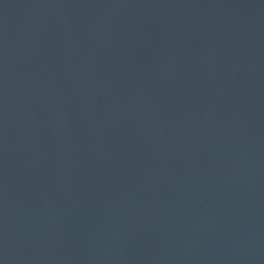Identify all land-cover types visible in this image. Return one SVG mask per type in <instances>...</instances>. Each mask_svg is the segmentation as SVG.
Returning a JSON list of instances; mask_svg holds the SVG:
<instances>
[{
  "label": "water",
  "instance_id": "obj_1",
  "mask_svg": "<svg viewBox=\"0 0 264 264\" xmlns=\"http://www.w3.org/2000/svg\"><path fill=\"white\" fill-rule=\"evenodd\" d=\"M0 264H264V0H0Z\"/></svg>",
  "mask_w": 264,
  "mask_h": 264
}]
</instances>
